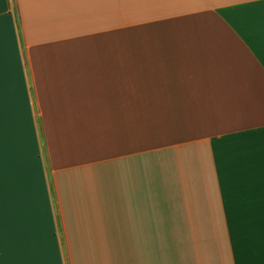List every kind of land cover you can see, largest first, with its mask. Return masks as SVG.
Returning <instances> with one entry per match:
<instances>
[{
    "label": "crops",
    "instance_id": "1",
    "mask_svg": "<svg viewBox=\"0 0 264 264\" xmlns=\"http://www.w3.org/2000/svg\"><path fill=\"white\" fill-rule=\"evenodd\" d=\"M0 67L48 207L1 189L0 264H264V0H0Z\"/></svg>",
    "mask_w": 264,
    "mask_h": 264
},
{
    "label": "rangeland",
    "instance_id": "2",
    "mask_svg": "<svg viewBox=\"0 0 264 264\" xmlns=\"http://www.w3.org/2000/svg\"><path fill=\"white\" fill-rule=\"evenodd\" d=\"M17 102H13V112H15L17 110ZM4 112L6 114V116L4 115ZM9 114V112L4 109L3 111V120H2V125H0V129L3 130V133H7L6 135H1L0 133V138H2V140H7L9 139V142L12 143L14 145L13 142L17 141L20 145V151H21V156H22V152H23V162H21V158H19V155L17 154L18 151H15V147H14V153H11V159L10 156L8 155V151H7V146L6 149H0V152L2 153V155H0V169H2V171L0 170V178L3 177L5 180V185L4 188L1 185L2 182H0V191L2 192L1 194H4V192L6 190H1V189H6L8 190V192L10 194L14 193V190H12V185H14L15 180H22L23 181V185L22 188H25V184H27V187L29 188V186H31L33 189L34 183H35V179L37 178L38 175V195L39 197L42 195V191L41 189V184L42 181L44 182V179L41 178L42 174V165L45 166V161L46 159L44 158L45 156V145H44V140H43V133L42 132H38V133H33L32 134V138L35 140H39L40 146L39 149L37 150H32V155H31V162L29 161L28 156H29V149H30V145L27 144L28 142H31L30 139V133H28L25 129V125L29 124V122L25 120V117L21 115V117H17L15 118V122H10V126L8 127V117L7 116ZM5 127L9 128L8 132H5ZM13 126V127H12ZM12 127V128H11ZM22 127V128H21ZM13 140V142H12ZM33 141V140H32ZM35 142V141H33ZM2 144V143H1ZM8 144V143H7ZM22 144V145H21ZM23 149V151H22ZM14 158V159H13ZM43 162V163H42ZM47 169V168H46ZM45 169V170H46ZM1 172H2V176H1ZM45 175L47 176V170L45 171ZM46 180V179H45ZM41 181V183H40ZM49 181V188H51L49 190L51 199L55 196L54 193H52V184L50 181V177L48 178ZM4 183V182H3ZM40 185V186H39ZM30 191V190H28ZM17 193V192H16ZM22 196H24L25 191H21ZM40 201L42 202V208L40 207L38 210V225L39 227L42 226L43 222H44V214H45V210L48 208L47 205H45L44 200H43V195L40 198ZM55 201V200H54ZM40 205V204H39ZM39 207V206H38ZM44 212V213H43ZM49 216L51 217V213L49 214ZM55 217H58V215H55ZM2 222H4L2 220ZM6 232V230H4V228L0 229V236H4V233ZM13 231V230H11ZM38 236L40 237H54V240L57 236L55 230H49L47 229L46 231L39 229L38 230ZM41 240V239H39ZM62 241L63 238H62ZM5 246L0 245V248H3ZM10 247V246H7ZM20 247L22 255L24 254L23 248H30L29 245H22V246H17V248ZM38 263H42V264H61V256H63V261L64 264H70V258L68 259V255H69V246L68 245H63V244H56V243H50V244H44V243H39L38 244ZM83 247V246H82ZM88 247V246H87ZM122 248H124V246H121ZM85 248V246H84ZM89 248V247H88ZM103 248V247H102ZM84 251V249H83ZM85 253L82 252L81 256L83 258H85L84 260H80L78 259L77 263L79 262L80 264H86L87 260H89L90 262H88V264H97L96 262H94V246H90V251L91 253L89 254L88 251L85 248ZM13 252V250H12ZM61 253V254H60ZM28 254L33 255L31 252H29ZM25 255V254H24ZM10 259L8 258V256H6V261H9ZM10 262V261H9Z\"/></svg>",
    "mask_w": 264,
    "mask_h": 264
},
{
    "label": "snow or ice",
    "instance_id": "3",
    "mask_svg": "<svg viewBox=\"0 0 264 264\" xmlns=\"http://www.w3.org/2000/svg\"><path fill=\"white\" fill-rule=\"evenodd\" d=\"M4 111V84H3V69L0 67V125H2Z\"/></svg>",
    "mask_w": 264,
    "mask_h": 264
}]
</instances>
